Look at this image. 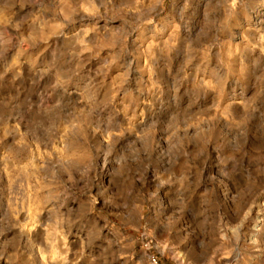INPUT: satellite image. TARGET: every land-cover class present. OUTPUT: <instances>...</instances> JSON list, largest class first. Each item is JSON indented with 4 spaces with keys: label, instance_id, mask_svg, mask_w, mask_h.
Instances as JSON below:
<instances>
[{
    "label": "rangeland",
    "instance_id": "rangeland-1",
    "mask_svg": "<svg viewBox=\"0 0 264 264\" xmlns=\"http://www.w3.org/2000/svg\"><path fill=\"white\" fill-rule=\"evenodd\" d=\"M254 216L264 0H0V264H264Z\"/></svg>",
    "mask_w": 264,
    "mask_h": 264
},
{
    "label": "bare ground",
    "instance_id": "bare-ground-1",
    "mask_svg": "<svg viewBox=\"0 0 264 264\" xmlns=\"http://www.w3.org/2000/svg\"><path fill=\"white\" fill-rule=\"evenodd\" d=\"M93 172H94L92 174L93 177H95L97 174H100L102 176V179H103L108 174L109 167L102 166L100 169H96ZM99 181L100 182L98 183L97 187L98 188H101L103 186V183L101 184L102 181L101 180H99ZM228 194H229L228 192L223 193L222 198H223V201L224 202H227V200H228ZM254 218H255V216H254ZM253 229H254V231L257 232V234H260V233L264 232V220L262 218L256 217L255 218V221L253 222Z\"/></svg>",
    "mask_w": 264,
    "mask_h": 264
}]
</instances>
